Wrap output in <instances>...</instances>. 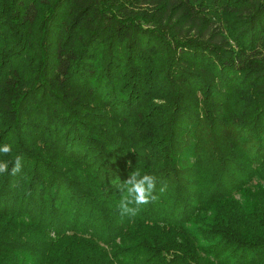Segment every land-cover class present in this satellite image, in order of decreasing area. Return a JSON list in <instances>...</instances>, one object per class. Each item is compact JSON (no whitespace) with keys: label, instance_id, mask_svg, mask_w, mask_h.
<instances>
[{"label":"trees","instance_id":"trees-1","mask_svg":"<svg viewBox=\"0 0 264 264\" xmlns=\"http://www.w3.org/2000/svg\"><path fill=\"white\" fill-rule=\"evenodd\" d=\"M4 143L0 264H264V0H0Z\"/></svg>","mask_w":264,"mask_h":264},{"label":"clouds","instance_id":"clouds-1","mask_svg":"<svg viewBox=\"0 0 264 264\" xmlns=\"http://www.w3.org/2000/svg\"><path fill=\"white\" fill-rule=\"evenodd\" d=\"M0 156L10 157L0 159V175H15L21 170L23 157L14 154L13 145H0ZM158 184L157 176L142 173L138 168L129 173L128 178L119 185L121 194L117 203L121 216L135 218L142 209L158 199L155 195ZM165 190L160 188V192Z\"/></svg>","mask_w":264,"mask_h":264}]
</instances>
